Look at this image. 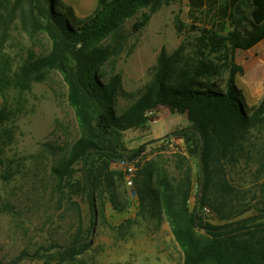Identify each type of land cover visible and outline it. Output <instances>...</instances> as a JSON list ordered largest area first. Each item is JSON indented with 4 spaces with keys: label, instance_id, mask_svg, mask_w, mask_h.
<instances>
[{
    "label": "trees",
    "instance_id": "1",
    "mask_svg": "<svg viewBox=\"0 0 264 264\" xmlns=\"http://www.w3.org/2000/svg\"><path fill=\"white\" fill-rule=\"evenodd\" d=\"M169 1L99 0L94 13L80 20L62 0H0V159L15 142L26 94L48 71L62 75L78 125L75 141L64 148L44 142L47 150L32 156L33 185L41 183L40 189L60 205L58 209L68 203L80 213L74 197H85L92 213L89 227L79 226L65 242H54L53 253H37L46 264L50 259L72 261L91 247L97 199L104 189L112 190L114 205L123 209L114 189L125 175L112 166L120 160L134 163L147 148L142 144L125 153L124 133L154 122L161 106L187 114L191 122L169 136L184 139L189 151L199 154L200 195L191 208L192 178L183 171L185 157L180 154L177 172L166 160L148 162L138 170L132 187L137 185L142 202L149 199L158 218L169 222L183 253L182 264H264V223H255L264 214L230 221L238 194L225 178L226 159L237 162L246 152L252 158L253 130L261 138L257 161L264 171V96L249 113L236 83L244 71L236 61L237 51L264 41V0H189V15L199 33L190 50L181 46L169 54L162 48L152 80L136 94L127 93L112 63L126 41L124 22L141 8ZM149 18L145 13L135 29ZM36 33L49 38L48 51L36 52L25 43L26 36L33 39ZM119 97L134 100L118 111ZM39 162L46 166L45 174ZM15 173L19 170L5 177ZM2 206L17 214L11 201ZM205 206L226 222H207L202 215ZM222 206H229V212L222 214Z\"/></svg>",
    "mask_w": 264,
    "mask_h": 264
},
{
    "label": "rangeland",
    "instance_id": "2",
    "mask_svg": "<svg viewBox=\"0 0 264 264\" xmlns=\"http://www.w3.org/2000/svg\"><path fill=\"white\" fill-rule=\"evenodd\" d=\"M62 1L73 9L80 20L92 15L99 5V0ZM189 12V0H170L158 7L141 8L124 22L126 41L112 63L116 71L122 74L125 92L136 94L152 80L153 67L162 48L169 54L181 46L190 50L199 33L193 27L197 23L190 18ZM145 13L150 15L149 21L136 30L135 25ZM24 41L36 52H46L51 47L44 33L34 34L33 39L26 36ZM236 61L244 68L243 73L237 75L236 83L243 92L250 113L251 107L264 96V41L250 50L237 51ZM110 69L111 65L108 66ZM67 93L68 87L56 70L48 71L44 79L35 81L26 94L24 112L17 122L15 142L0 159V264H46V258L38 254L53 253L56 250L54 242H65L79 226L87 228L91 224L92 213L85 197H74L80 204V213L68 203L64 209H58L60 205L51 201L40 189L41 183L33 185L32 182V163L36 160L32 156H37L43 149L47 150L43 143L50 142L64 148L79 135ZM133 100L132 97H119L118 111L127 108ZM157 118L159 120L155 124L152 122L124 133V152L130 154L146 144V152L133 163L136 167L135 178L138 170L148 162H162V159L167 161L171 171L177 172L176 154L185 157L183 171H188L192 178L189 204L194 208L201 188L200 156L189 151L184 139L173 135L176 138L174 146L162 139L176 129L190 126L191 122L187 114L173 113L167 106L159 108ZM252 132L255 133L252 140L256 142L251 146L252 158L246 152L239 156L237 162L225 160V178L238 194L234 196V214L230 221L264 214V171H260L261 165L257 161L261 138L257 130ZM162 135L158 139L153 137ZM39 168L45 174L46 166L39 162ZM112 168L123 172L126 178L127 170L122 160L114 163ZM17 169L19 173L5 177ZM44 184H47L46 180ZM136 189L137 185L131 188L126 179L117 182L115 196L122 210L114 205L111 189L100 192L91 247L72 261L58 263L50 259L48 264H182L183 253L174 239L169 222L166 218L159 219L151 201L146 199L142 202ZM6 201L14 204L17 214L2 209ZM229 208L224 206L222 214L228 213ZM202 215L213 224L226 222L208 206L203 207ZM255 223H264V218L256 219Z\"/></svg>",
    "mask_w": 264,
    "mask_h": 264
},
{
    "label": "built area",
    "instance_id": "3",
    "mask_svg": "<svg viewBox=\"0 0 264 264\" xmlns=\"http://www.w3.org/2000/svg\"><path fill=\"white\" fill-rule=\"evenodd\" d=\"M176 138L171 135V136H166L163 141H165L167 144L170 146H174ZM178 148V146H176ZM123 164L125 165V168L127 170V175H126V183L128 186L132 187L135 184V171L136 167L133 163L127 162L126 160H123Z\"/></svg>",
    "mask_w": 264,
    "mask_h": 264
},
{
    "label": "crops",
    "instance_id": "4",
    "mask_svg": "<svg viewBox=\"0 0 264 264\" xmlns=\"http://www.w3.org/2000/svg\"><path fill=\"white\" fill-rule=\"evenodd\" d=\"M158 120H159V119H156V120L153 122V124H155L156 122H158ZM152 135H153V134H152ZM163 136H164V135H162V136H156V137L153 136V137L156 138V139H158V138H161V137H163Z\"/></svg>",
    "mask_w": 264,
    "mask_h": 264
}]
</instances>
